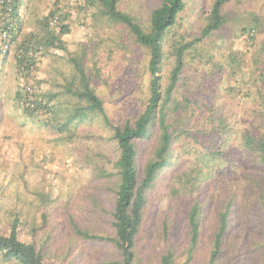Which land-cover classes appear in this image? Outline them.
<instances>
[{"label":"rangeland","instance_id":"1","mask_svg":"<svg viewBox=\"0 0 264 264\" xmlns=\"http://www.w3.org/2000/svg\"><path fill=\"white\" fill-rule=\"evenodd\" d=\"M213 2L184 0L162 40V88L174 64L173 47L200 36ZM158 3L119 0L118 8L148 30ZM99 9L98 0H24L22 25L0 72V229L7 232L18 216L19 237L47 249L45 258L54 264H106L115 256L110 244L72 236V223L91 233L113 234L117 151L99 116L65 123L72 104L66 86L77 83L68 57L82 62L112 123L136 114L144 96L147 52L125 26ZM55 10L61 20L67 17L63 24L69 32L60 36L62 47H44L36 61L29 82L47 107L43 115L30 116L23 111V97L16 96L18 90L23 95V81L15 53L24 37L45 32V19ZM221 14L220 28L185 52L166 104L171 148L167 164L146 191L135 264H159L158 254L167 248L177 264H205L218 214L227 205L229 228L218 264H259L249 255L255 242L264 241V165L243 147L242 138L259 134L256 125L264 115L256 76L261 72L264 80V0H230ZM249 29L254 32L248 39ZM47 31L57 35L58 28ZM159 134L155 124L135 142L139 180ZM194 205L200 211V235L185 260L187 215ZM0 264L17 263L0 258Z\"/></svg>","mask_w":264,"mask_h":264},{"label":"trees","instance_id":"2","mask_svg":"<svg viewBox=\"0 0 264 264\" xmlns=\"http://www.w3.org/2000/svg\"><path fill=\"white\" fill-rule=\"evenodd\" d=\"M24 0H14L10 12L6 13L3 7L0 11V29L7 27L10 31L11 40H15L19 33L22 22H18L21 14L22 2ZM230 0H214L212 3L206 25L201 30L199 37L194 41L187 43H178L172 49L174 64L172 66L168 83L162 88L160 81V66L163 57L162 40L166 31L174 25L178 13L184 7V0H159L157 6L153 8L149 18L148 30H145L131 15L122 12L118 8L119 0H98L100 11L103 16L111 22L121 24L126 27L134 42L147 52L145 67L142 69L143 75H146L143 83L144 96L141 99V107L136 114L125 119L120 123H112L104 111L103 101L90 86V78L85 72L81 61L75 57H68L75 71L76 85L66 86V93L70 95L73 102L67 108L65 123L71 121H83L89 117L99 116L105 126L111 131L110 138L115 145L117 157L114 161V168L117 174L116 188L114 190V202L111 215L112 235L91 233L72 223V236L84 242L96 243L102 245L110 244L113 247V258L106 264H135L137 259V238L141 228L144 208L146 203V191L149 189L160 169L167 164V158L171 148V134L169 124L165 119L166 104L171 100V94L176 87L178 77L183 67V57L187 49L201 38L209 36L213 31L220 28L224 17L221 14L222 6ZM58 10L51 11L49 17L57 15L58 24L52 28L48 24L45 32L40 35H28L18 44L17 52L23 51V59H17L15 53V62L18 75L23 81V95L18 90L16 96L22 98L21 104L23 111L27 115L41 116L44 114L46 105L43 101L44 96H37V91L32 94L35 108H30L26 104L25 86L30 83L29 77L36 64L38 57L43 56L44 47L58 48L63 43L60 36L69 32L64 20L60 19ZM23 21V18H22ZM48 28H58L57 35L47 33ZM251 30V29H249ZM248 30V32H249ZM248 34V33H247ZM253 35V34H252ZM251 35V36H252ZM248 36V35H247ZM247 37L248 39L251 37ZM36 53L37 59L27 57L26 53ZM262 84L257 89V93L264 98L262 89H264L263 75L259 72L256 75ZM144 80V78L142 79ZM31 84V83H30ZM32 85V84H31ZM33 86V85H32ZM34 88V86H33ZM262 88V89H261ZM177 110V103L174 104ZM258 121L256 128L259 134L254 136L245 133L242 138L243 147L254 155L260 165H264V115ZM157 124L160 129L159 140L151 158L145 165L142 178L139 180L136 166L137 149L135 142L146 138L151 128ZM263 192L260 193L262 199ZM264 210V200L262 199ZM229 205L221 210L217 217L216 228L212 233L208 256L205 264H218V260L223 255L225 243L224 238L229 228ZM19 217L12 219L7 232L0 229V258L5 262H14L17 264H54L46 260L47 249L37 248L32 241H25L19 237ZM187 246L185 260H187L192 249L197 244L200 235V211L194 205L190 208L187 215L186 230ZM48 246V245H47ZM259 249L264 252L263 243L253 244V255H249L250 260L259 264H264V253L258 254ZM46 252V254H45ZM176 254L165 249L158 254L159 264H177Z\"/></svg>","mask_w":264,"mask_h":264},{"label":"built area","instance_id":"3","mask_svg":"<svg viewBox=\"0 0 264 264\" xmlns=\"http://www.w3.org/2000/svg\"><path fill=\"white\" fill-rule=\"evenodd\" d=\"M14 0H0V10L4 7L6 10V13L10 12L12 5H13ZM2 11H0L1 13ZM18 22H22V15L20 14ZM59 22V18L57 15H54L48 19V24L50 27L54 28ZM254 32V29L249 30L248 36H251ZM12 45V40L10 37V31L7 27H3L0 29V61L1 59L9 52L10 47ZM27 57H32V60L37 59V54L36 53H26L25 54ZM24 57V52L20 51L16 53V58L17 59H23ZM24 92L26 94V104L29 105L30 108H35V103L32 102V94L35 93L33 86L28 83L25 88Z\"/></svg>","mask_w":264,"mask_h":264},{"label":"crops","instance_id":"4","mask_svg":"<svg viewBox=\"0 0 264 264\" xmlns=\"http://www.w3.org/2000/svg\"><path fill=\"white\" fill-rule=\"evenodd\" d=\"M11 48V47H10ZM8 56H9V54L7 53L2 59H1V61H0V72L2 71V69L7 65L6 63V61H7V59H8ZM5 65V66H4Z\"/></svg>","mask_w":264,"mask_h":264}]
</instances>
